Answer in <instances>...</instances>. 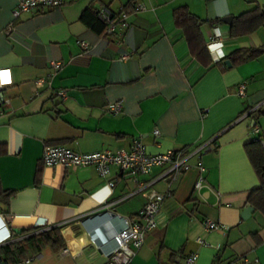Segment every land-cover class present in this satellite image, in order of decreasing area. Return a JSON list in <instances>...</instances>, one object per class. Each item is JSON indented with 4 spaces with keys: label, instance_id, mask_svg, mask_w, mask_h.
I'll return each mask as SVG.
<instances>
[{
    "label": "crops",
    "instance_id": "obj_1",
    "mask_svg": "<svg viewBox=\"0 0 264 264\" xmlns=\"http://www.w3.org/2000/svg\"><path fill=\"white\" fill-rule=\"evenodd\" d=\"M132 1L63 0L13 20L19 0H0V73H8L0 77V95L8 101L0 112V184L12 192L0 200V257L7 246L58 228L63 248L42 244L25 257L29 264H104L112 249L108 240L124 228L123 218L139 221L146 199L138 182L163 170L132 177L112 167L102 177L94 167H46V146L115 152L138 140L156 155L212 141V150L193 155L192 168L170 186L157 228L132 262L184 264L195 253L196 264H264V215L254 209L242 218L249 192L260 186L245 146L264 136V54L237 65L225 58L264 46V0H139L145 6L140 12ZM101 6L127 11V27L113 38L90 12L85 15ZM181 7L202 21H218L200 28L206 55L194 56L174 22L173 11ZM228 17L230 23L220 21ZM210 43L219 45L209 50ZM240 84L244 97L237 93ZM116 102L122 112L112 115L109 106ZM199 162L218 202L205 191L204 200L192 198ZM152 188L167 190L160 180ZM204 219L226 229L205 231Z\"/></svg>",
    "mask_w": 264,
    "mask_h": 264
},
{
    "label": "built area",
    "instance_id": "obj_2",
    "mask_svg": "<svg viewBox=\"0 0 264 264\" xmlns=\"http://www.w3.org/2000/svg\"><path fill=\"white\" fill-rule=\"evenodd\" d=\"M63 0H19L18 4L12 11L13 20L20 18L25 13H40L45 10L56 8L62 5ZM131 7L134 11L140 12L145 9V6L139 0H133ZM97 18L105 26V36L113 38L120 34L121 30L127 27V11L120 8L118 11H113L107 6H101L96 11ZM9 32V30H8ZM83 52H88L90 45L85 42L78 43ZM219 45L218 43H210L208 49ZM129 55H122L121 60L128 59ZM223 56H221L222 58ZM61 64L53 62L52 68L58 69ZM239 96H245V85L240 84L237 89ZM58 95L64 98L65 93L59 92ZM8 103L0 95V112L3 107ZM122 103L116 102L109 106L112 115H118L122 112ZM255 110V109H254ZM253 110V111H254ZM254 133H258L257 127L253 128ZM155 136H159L157 130L154 132ZM212 141L185 152L180 151H167L163 154L150 155L145 152L144 146L140 141L133 142L129 150L124 151H98L91 153H77L69 148L63 146H46L43 149L41 161L46 167L62 166L66 169H78L86 167H94L98 174L102 177L109 175L112 167H117L120 171L125 172L132 177L141 175H149L154 168H162V172L155 178L149 181L138 182V191L145 197L146 202L140 212L139 221H133L123 218L124 228L118 232H114L108 240L112 243V249L108 253H104V264H133L132 260L137 252L143 247L145 236L147 233L157 228V219L160 212L162 202L171 197L170 186L178 180V178L185 172L189 171L192 166L188 160L195 154H204L210 150ZM264 148V140H262ZM199 171L198 178L196 179L193 190L192 198L204 200L203 192H207L219 201V194L207 183H205L202 174L205 168L199 162L197 164ZM166 183L167 190L165 193H158L152 188L157 181ZM112 185L110 184V187ZM206 202V201H205ZM205 231L222 232L226 229L221 224L213 222L209 219H204L201 222ZM203 244L201 240H198ZM101 248V247H100ZM197 254L190 253L185 256L184 264H196ZM30 260L26 259L17 264H29Z\"/></svg>",
    "mask_w": 264,
    "mask_h": 264
},
{
    "label": "trees",
    "instance_id": "obj_3",
    "mask_svg": "<svg viewBox=\"0 0 264 264\" xmlns=\"http://www.w3.org/2000/svg\"><path fill=\"white\" fill-rule=\"evenodd\" d=\"M96 11L97 10H88L85 15L90 12L96 23L100 24L105 29L104 24L97 18ZM243 17L244 15L241 18ZM173 18L174 22L184 30L185 36L194 56L199 57L201 55H206L207 50L204 45L200 28L205 23H208L209 26H214V24L218 23V21H202L196 16L190 14L185 7L174 10ZM262 54H264V46L259 48L238 50L229 54L225 58L230 60L233 65H237L252 60ZM255 127L256 125L254 124L252 129ZM262 140H264L263 135L253 138L248 144H246L245 150L250 163L257 173L260 181L259 188L249 192L247 202L256 211H259L264 215V148L262 146ZM11 195L12 192L2 190L0 184V200L10 197ZM38 230L39 228L24 230L22 231L21 235H27ZM42 244H49L52 247L58 245L56 251L62 249L64 244L58 228H52L47 231L28 236L26 239L15 244L12 248L7 246L2 250L4 258L0 257V260L4 261L5 263L10 262L11 264H17L18 261L25 260V257L29 256L30 252H38V248Z\"/></svg>",
    "mask_w": 264,
    "mask_h": 264
},
{
    "label": "water",
    "instance_id": "obj_4",
    "mask_svg": "<svg viewBox=\"0 0 264 264\" xmlns=\"http://www.w3.org/2000/svg\"><path fill=\"white\" fill-rule=\"evenodd\" d=\"M220 21H221V22H224V23H230L231 18H230V17H228V18H222V19H220ZM224 64H225L227 67H230V66H231V64H230L229 61H225ZM253 210H254V208L251 207V206L246 207L245 210H244L243 213H242V218L245 219L246 217H249V215L251 214V212H252ZM13 232H14L15 234H21V231H19V230H15V229H13Z\"/></svg>",
    "mask_w": 264,
    "mask_h": 264
},
{
    "label": "snow or ice",
    "instance_id": "obj_5",
    "mask_svg": "<svg viewBox=\"0 0 264 264\" xmlns=\"http://www.w3.org/2000/svg\"><path fill=\"white\" fill-rule=\"evenodd\" d=\"M0 77H3L6 80L8 77V73H0Z\"/></svg>",
    "mask_w": 264,
    "mask_h": 264
}]
</instances>
